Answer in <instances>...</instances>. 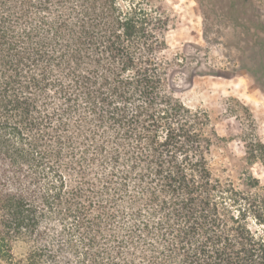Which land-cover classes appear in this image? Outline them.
Masks as SVG:
<instances>
[{"label":"trees","instance_id":"1","mask_svg":"<svg viewBox=\"0 0 264 264\" xmlns=\"http://www.w3.org/2000/svg\"><path fill=\"white\" fill-rule=\"evenodd\" d=\"M168 26L135 0H0V264H264L259 180L214 173Z\"/></svg>","mask_w":264,"mask_h":264},{"label":"rangeland","instance_id":"2","mask_svg":"<svg viewBox=\"0 0 264 264\" xmlns=\"http://www.w3.org/2000/svg\"><path fill=\"white\" fill-rule=\"evenodd\" d=\"M135 1L169 20L164 54L182 60L168 88L187 107L210 116L221 137L211 155L214 173L241 187L252 174L264 197V164L251 154L253 144H264V0ZM50 105L60 106L62 100L54 97ZM67 178L72 183L78 179L76 173ZM52 222L62 232V221ZM117 224L112 228L118 229ZM104 233L110 229L105 227Z\"/></svg>","mask_w":264,"mask_h":264}]
</instances>
